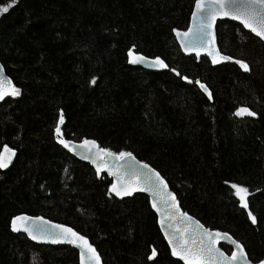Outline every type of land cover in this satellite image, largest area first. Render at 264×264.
Segmentation results:
<instances>
[{"label": "trees", "instance_id": "obj_1", "mask_svg": "<svg viewBox=\"0 0 264 264\" xmlns=\"http://www.w3.org/2000/svg\"><path fill=\"white\" fill-rule=\"evenodd\" d=\"M194 4L0 0V7L11 5L0 13V60L20 89L0 103V151L5 145L18 151L12 168L0 169V264H80L70 246L13 233L11 220L20 213L72 226L104 264H183L146 195L116 198L111 176L58 144L61 112L65 138L93 139L149 163L183 210L229 233L252 261L264 260V42L237 22L219 21L218 46L234 61L214 66L205 55L185 54L173 29L188 28ZM130 48L163 58L168 68L130 65ZM196 81L208 86L211 99ZM242 106L256 116H236ZM233 183L248 189L247 210Z\"/></svg>", "mask_w": 264, "mask_h": 264}, {"label": "snow or ice", "instance_id": "obj_2", "mask_svg": "<svg viewBox=\"0 0 264 264\" xmlns=\"http://www.w3.org/2000/svg\"><path fill=\"white\" fill-rule=\"evenodd\" d=\"M16 0H11V4H15ZM231 5V7H229ZM8 6L0 7V13L7 12ZM230 17L231 19L238 20L244 26L249 29L261 40H264V0H195V9L192 12V19L195 21V26H190L187 31L180 32L177 29H173L178 38H181V47L185 51H195L197 56L200 55V50L206 52L208 57H211L212 63H220L221 60L229 61L233 60L231 56L222 55L214 47L215 36L213 32V26L216 23L217 18ZM193 41H198L195 43ZM129 62L137 63L144 62L147 58L142 55H133L132 49L128 50ZM235 63L240 65L244 71H249L248 64L243 60H235ZM153 66L160 68H167V64L160 58L155 57ZM185 79H187L185 77ZM91 83H95V77H93ZM200 88L208 94L211 99V93L204 84H200L196 81ZM20 89L16 88L10 79L4 76L3 65H0V100H3L5 96H19ZM235 115L238 117L249 116L254 117L256 113L251 111L248 107H238L235 111ZM64 122L63 113H60L59 122L55 127V133L58 137V142L63 145L64 148L69 151H74L76 145L71 141L60 138V125ZM82 145L88 146L89 151L91 147L96 146L94 140H84ZM103 152L105 156H113L117 159H124L125 157H132L130 152L111 153L108 149H97V155ZM15 155V150L4 146L0 151V169L7 168L8 162L11 161L12 156ZM84 159H91L92 163L96 165L97 174L100 173V165L97 164V160L93 156L85 155ZM134 159V158H133ZM147 172L140 173L133 171L128 181L121 183L120 187L115 184L110 186L109 191L114 192L116 196L125 197L131 196L138 190L148 192L152 197V207L158 212L160 211V205L162 204L168 209V219H175L176 214L185 219L188 222L193 220L185 212H180L178 202L175 194L168 190V185L164 178L155 169L149 168L147 164L143 165ZM109 175L112 174L111 169H108ZM142 175V179L136 178ZM231 188L234 190V195L238 198L241 207L245 210L248 209L247 203L248 189L239 184L233 183ZM159 202V203H158ZM248 219L256 224V217L251 211L247 212ZM41 221V217H27V216H15L12 218L11 227L12 231L17 232L23 230L33 240L50 238L52 243L67 242L73 244L80 249V264H100V257L97 254L95 248L88 242V240L75 232L72 228L65 225H52L51 229L46 225L51 222H44L37 226L35 223L31 226H20L17 221ZM171 225H169L170 227ZM161 229L165 231V237L168 238L169 246L172 249L173 256H179L185 261V264H251L247 257L244 246L235 239L228 237L227 233L213 232L208 229H204L203 225L199 221H195V228L192 231L190 238H185L181 235L176 240L175 234L169 237L168 232L164 229V220H161ZM39 233V235H37ZM227 237L231 240V243L235 245L231 255L227 256L220 248L216 247L218 240ZM156 256V250L153 249L151 256ZM259 264H264V260L259 261Z\"/></svg>", "mask_w": 264, "mask_h": 264}, {"label": "water", "instance_id": "obj_3", "mask_svg": "<svg viewBox=\"0 0 264 264\" xmlns=\"http://www.w3.org/2000/svg\"><path fill=\"white\" fill-rule=\"evenodd\" d=\"M231 7V5L229 6ZM195 9V4H194V8H193V11ZM192 11V12H193ZM233 21V22H237L239 24L240 21L238 20H234V19H231L230 17H223V18H220L218 17L217 20H216V23L215 25L213 26V32H214V36H215V43L214 45H209V47H214L216 50H218L222 55H225V56H228L224 53L221 52L219 46H218V42H217V25H218V22L219 21ZM242 25V24H241ZM195 26V21H193L192 19V14H191V18H190V23H189V26ZM243 26V25H242ZM244 27V26H243ZM188 28L186 30H180V29H177L179 30L180 32H185L188 30ZM248 32L252 33L249 29L245 28ZM254 36H256L254 33H252ZM174 36H175V39L178 43V45L180 46V48L182 49V51L185 53V54H192V55H195L198 59L201 58V56H207L206 52L203 51V50H200V55L197 56L196 52L195 51H185L184 48L181 47V38H178L176 36V33L174 32ZM257 37V36H256ZM259 38V37H257ZM260 39V38H259ZM261 40V39H260ZM264 42V40H261ZM195 43H198V41H193ZM132 49V52H133V55H142L144 57H146L147 59L144 61V62H137V63H131L129 62V56H128V62L130 65L132 66H137V67H142L144 69H147V70H151V71H156V72H161V71H164L168 68V65H167V68H160L158 66H153V61H154V58L155 57H149V56H146L142 53H139V52H136L134 48H131ZM159 57V56H158ZM208 57V56H207ZM161 58V57H160ZM210 59V61L212 62L211 60V57H208ZM165 64L166 61L161 58ZM234 61L233 60H229V61H224V60H221L220 63H217V64H213L214 66H218L220 64H223V63H227V62H232ZM0 65H3L1 60H0ZM3 68H4V76L7 78V79H10L12 84L15 86V83L13 81V79L7 74L6 72V69L3 65ZM187 82L189 81L188 79H185ZM200 84H204L207 88L208 86L205 84V83H201ZM202 92L208 97V94L204 92L203 89H201ZM208 90L210 91L211 93V90L208 88ZM211 96H212V93H211ZM11 96H5V98L3 100H0V103L4 102L6 99L10 98ZM209 98V97H208ZM242 107H247V106H242ZM249 108V107H248ZM250 109V108H249ZM251 110V109H250ZM252 111V110H251ZM60 138H63L65 140H68V141H71L72 144L76 145V148L74 151H69L68 149L64 148L63 145H61L59 142H58V137L56 135V138H57V142L60 146H62L67 152H69L70 154H72L74 157H76L77 159H79L80 161L82 162H85L87 164H90L95 170H96V165L92 163L91 159H84L83 157L85 155H89V156H93L96 158L97 160V164L100 165V173H107L109 175V172H108V169H111L112 171V174L109 175L112 177V185L115 184L117 187H120L121 183L124 182V181H128L131 177V174L133 171H137V172H140L141 174L142 173H145L147 172V169H144L143 168V165L144 164H147L149 166V168L151 169H155L157 172H159L156 168H154L153 166H151L149 163L147 162H144L142 160H140L139 158H137L134 154H132V157H125L124 159H117L116 157H113V156H105L103 154V152H100L98 155H97V149H105V147H102L97 141L96 142V146L94 147H91V151H89V147L88 146H84L82 145V141L84 140H93V139H84V140H81V141H76V140H73V139H67L64 137L63 135V132H62V124L60 125ZM9 148H12V147H9ZM15 150V155L12 156L11 158V161L8 162V167L7 168H3L1 169L2 171H8L12 168V166L14 165L17 157H18V151L15 149V148H12ZM107 149V148H106ZM110 151V150H109ZM111 153H114L112 151H110ZM134 158V159H133ZM97 171V170H96ZM160 173V172H159ZM160 175L164 178V180L166 181L167 185H168V190L171 191L172 193L175 194V197H176V200L178 202V207H179V210L180 212H185L188 214V216L192 217L193 220L191 222H188L186 221L185 219H183L179 213L176 214V218L175 219H168V209L165 208L162 204L160 205V211L158 212L156 209H154L152 207V197H151V194L148 193V192H144V191H140L139 190V187H142V185L138 186V190L136 192H134L131 196H125V197H119V196H116V194L114 192H111L116 198L118 199H125V198H129V197H132L136 194H144L146 195L149 200H150V204H151V207L152 209L154 210V212L156 213L157 215V221H158V225H159V228H160V231L161 233L163 234L168 246H169V242H168V238L165 237V231H163L161 229V220L163 219L164 220V229L168 232L169 234V237H172L173 234H175V239L178 240L179 237L181 235H184L185 238H190L191 235H192V231L193 229L195 228V221H199V223L201 225H203L204 229H208L210 231H213V232H221V233H227V232H224V231H221V230H216V229H212V228H209L207 226H205L198 218H196L195 216H193L192 214H190L189 212H186L185 210H183V208L181 207L180 205V202H179V199L177 197V194L173 191V189L170 187L167 179L160 173ZM136 178H140L142 179V175L140 177H136ZM111 185V186H112ZM159 203V202H158ZM16 216H27V217H41L42 220L41 221H32V220H29V221H17V224L20 225V226H28V227H31L34 223L39 226L41 224H43L44 222H51V224H48L46 225L47 228L51 229L52 225H57V224H60V225H65L66 227H70L72 228L75 232L79 233L80 235L84 236L88 242L95 248L97 254L99 255L100 257V264H104L103 263V259L101 257V254L100 252L98 251L97 247L91 242V240L83 235L82 233H80L79 231H77L75 228H73L72 226L70 225H67V224H64V223H61V222H57V221H54V220H51L45 216H42V215H30L28 213H20V214H17ZM15 217V216H14ZM12 222V220H11ZM169 225H171L169 227ZM11 230H12V227H11ZM13 233L15 234H19V233H22L24 234L29 240H31L32 242L36 243V244H40V245H52V246H58V245H67V246H70L72 248H74L75 250L78 251V255H79V262H80V249L78 247H76L75 245L73 244H69L67 242H62V243H52L51 242V239L50 238H44V239H37V240H33L31 239V237L28 235L27 232H24L23 230L21 231H17V232H14L12 231ZM228 234V237H231L232 239H235L233 236H231L229 233ZM37 235H39V233H37ZM236 240V239H235ZM241 243V242H240ZM222 244H227L228 246H230L232 248V250L235 248V245H233L231 243V240L228 239L227 237L223 238V239H220L218 240L217 244H216V247L220 248V250L222 252L225 253V255L227 256H230L231 255V252L230 253H227L226 251L223 250V248L221 247ZM242 244V243H241ZM243 245V244H242ZM244 246V245H243ZM171 252H172V249L171 247L169 246ZM245 248V247H244ZM246 251V249H245ZM247 253V251H246ZM175 259L179 260L180 262H182L183 264H185V261L182 260L179 256H173ZM247 257L249 259V261L251 262V264H259V261L257 262H254L252 261L248 254H247Z\"/></svg>", "mask_w": 264, "mask_h": 264}]
</instances>
